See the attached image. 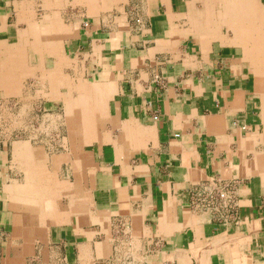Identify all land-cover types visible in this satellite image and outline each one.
I'll return each mask as SVG.
<instances>
[{
	"label": "crops",
	"instance_id": "1",
	"mask_svg": "<svg viewBox=\"0 0 264 264\" xmlns=\"http://www.w3.org/2000/svg\"><path fill=\"white\" fill-rule=\"evenodd\" d=\"M28 1L0 0V80L12 59L34 91L60 74L71 115L61 150L24 138L31 153L0 163V264H264V35L231 52L192 0ZM54 13L62 55L27 50ZM211 177L237 184L238 223L190 206Z\"/></svg>",
	"mask_w": 264,
	"mask_h": 264
},
{
	"label": "rangeland",
	"instance_id": "2",
	"mask_svg": "<svg viewBox=\"0 0 264 264\" xmlns=\"http://www.w3.org/2000/svg\"><path fill=\"white\" fill-rule=\"evenodd\" d=\"M192 1L194 3V7L197 10L196 14L198 20V14H199L198 10H201V1H196V0H192ZM262 1L264 2V0ZM204 3H206V0H204ZM209 7L207 6V4H205V8L202 7V9L204 10L203 12L204 19L202 23L198 22V25L199 28H201L200 30L201 31L203 30L202 32H204L205 27L208 26L207 28H208L209 40H210L213 34L214 27L212 25V21L209 20V16H210ZM217 12L218 13L220 12V8L218 7H217ZM119 16H120L119 20H121L122 23L125 19L124 12L120 11ZM32 17H34L33 13H32ZM47 17L48 16L45 14L44 18L40 20V22H37L38 26L40 25L39 26L40 30H42L43 24H46V22L44 21L47 20ZM60 18L63 21L62 17ZM225 19H226V13L223 11L220 14L221 21L219 24V32H217L218 38L216 40L217 41L221 40L222 42L220 41V43L222 45H230V46L234 45L238 47L237 49L230 48L231 52L239 53L241 51L239 49V46L243 48L244 53H246V51H251L250 47L252 46L250 43H248L247 45H243V43H240L238 40L239 36L242 35V32L244 33L245 28L243 23L239 22L236 19L230 21L233 24L232 25L230 22L227 23ZM128 20L130 21L131 27H132V22L135 21L136 23H138L139 19L138 17H136V12L134 10L129 12ZM27 50L31 51L29 47L27 48ZM17 70L20 71V72H16L17 75L18 73H21L23 71L21 68H17ZM14 75L16 78V83H15L16 87L14 85L13 86L16 89L18 88V91H13L11 92V94L9 92L5 93L4 91L5 89L0 91V155H4V158L3 160H0V163L1 162L5 163L7 157L6 164L11 163L13 144L15 142H20L21 139L24 138L27 139L29 138L31 143L42 144V145L45 144L46 147H48L49 149L55 148L56 151L61 150L63 148V140L61 139L62 137L61 135L63 134V130L65 128L64 123L62 122L64 118L63 117L64 107L62 105L63 100L56 98L57 95H54L55 97L51 96L54 93L53 91L54 85L51 83H53V79L55 77L50 76V79L52 80V81L50 80V83H48L47 81L49 80V77L46 74H44L46 77H44V75L39 76L40 78L38 77L37 82L41 85V87L42 84H44L43 87H46V89L50 88L49 92H47L41 90L34 91L32 86L33 77L31 75L26 74V72H25V76H20L18 77V79H17V75L16 74ZM56 79L58 82L59 81L58 77H56ZM48 84H50V86H48ZM35 85L38 86V84ZM59 95H62V93H59ZM54 99L60 102H58L57 104L56 102L53 103L52 101ZM51 116L52 118H50ZM57 190L60 189L56 188V191Z\"/></svg>",
	"mask_w": 264,
	"mask_h": 264
},
{
	"label": "bare ground",
	"instance_id": "3",
	"mask_svg": "<svg viewBox=\"0 0 264 264\" xmlns=\"http://www.w3.org/2000/svg\"><path fill=\"white\" fill-rule=\"evenodd\" d=\"M19 1V0H18ZM30 1V0H29ZM28 1V2H29ZM33 1V0H32ZM31 1V3H32ZM105 1V0H104ZM196 1H201V10H198L199 11V14H198V20L199 22L202 23L203 19H204V10L202 9L205 8V4H207V6L210 8L209 9V12H210V16H209V20L212 21V25H213V35L211 38H217V32H219V24H220V14L221 12H225L226 13V19L225 21L228 23L230 21H233V20H238L239 22H242L243 25H244V33L242 32V35H240L239 37L240 38H243V39H247V41H250L252 40L251 37L253 36H257L258 34L261 36L264 35V2L262 0H206V3H204V0H196ZM27 1H25L26 3ZM57 3V2H56ZM197 3V2H196ZM35 4V3H34ZM40 4V3H39ZM100 4V3H99ZM104 5V4H103ZM112 5V4H111ZM115 5V4H114ZM31 6V5H30ZM39 6V5H38ZM24 7V6H23ZM50 7V6H49ZM96 7V6H95ZM217 7L220 8V12L218 13L217 12ZM18 8V7H17ZM29 8V7H28ZM48 8V7H47ZM21 10H23L22 8H20ZM27 9V7H26ZM26 9L24 8V13H29V12H26ZM28 11V9H27ZM30 11V10H29ZM59 12V11H58ZM18 13V11H17ZM22 13V12H21ZM50 14V13H49ZM58 14V13H57ZM56 13L53 14V23L55 25V35L52 39H47V34H48V31H52V29L48 30L46 29V26L45 24H43V27H42V30H40L39 26H38V23L35 22H32L31 23V26L30 27L34 33H37L36 35L40 36L39 38L36 39V43L35 44H28V47L30 48V50H34L36 52H41L42 50L44 51H47L49 52L50 54L52 55H55L57 57H59L60 55H62L63 53V41L64 39L66 38V36H68L66 33H65V30H67L68 28L66 27V24L61 20L60 17H58ZM18 15V14H17ZM24 17H26L27 14H23ZM22 15V16H23ZM47 15V14H46ZM112 15V14H111ZM19 16V15H18ZM48 16V15H47ZM122 16V15H120ZM148 16V15H147ZM224 16V14H223ZM20 17V16H19ZM106 17V16H105ZM22 19V18H21ZM20 19V20H21ZM27 19V17H26ZM242 20V21H241ZM22 21V20H21ZM48 22V21H47ZM139 22V21H138ZM231 23V22H230ZM232 24V23H231ZM233 25V24H232ZM240 26V25H239ZM2 27V26H1ZM202 27V26H201ZM223 27V26H222ZM257 27H260V29L257 31L256 29H258ZM27 29V28H26ZM201 29V28H200ZM262 29V30H261ZM261 30V31H260ZM201 31V30H200ZM203 31V30H202ZM242 31V30H241ZM68 33V32H67ZM167 34V33H166ZM16 35V34H15ZM18 36V35H17ZM46 37V38H45ZM259 37V36H258ZM264 37V36H263ZM49 38V37H48ZM137 38V37H136ZM5 41V40H4ZM155 41V40H154ZM207 41V40H206ZM210 41V40H209ZM15 42V41H14ZM18 42V41H17ZM17 44V43H16ZM21 44H24V41H22L20 39L19 43H18V49H19V46H21ZM253 45V44H252ZM22 46H25V45H22ZM12 48V46H11ZM24 50V49H23ZM253 53V52H252ZM3 54V53H2ZM16 54V53H15ZM42 54V53H41ZM40 54V55H41ZM117 54V53H116ZM4 56V54H3ZM251 56V55H250ZM260 57V56H259ZM202 58V57H201ZM40 59V58H39ZM65 59V58H64ZM63 59V60H64ZM67 59V58H66ZM5 61V60H4ZM6 62V61H5ZM7 63V62H6ZM16 63H19V65H16ZM24 64V65H23ZM257 64V63H256ZM4 65V64H3ZM2 66V65H1ZM7 66V65H6ZM16 67V68H21L22 70H24V72H28V69H27V66L25 64L24 61H14L13 59L12 60H8V68H9V75L6 77V79H2L0 80V85H2L4 87V91L5 93L6 92H9L11 94V92L13 91H18V88H14V86L16 87V78H15V75H14V72H12L11 70ZM13 73V74H12ZM44 75V74H43ZM48 75V74H46ZM59 75L60 74H56V75H53L51 74L52 77H58L59 79ZM4 77V76H3ZM39 77V76H38ZM44 77H46L44 75ZM66 77V76H65ZM63 75L60 77V81H62L61 83H63L65 81V78ZM40 78V77H39ZM38 79V78H37ZM262 79V78H261ZM51 80V79H50ZM56 80V79H55ZM43 81V80H42ZM52 81V80H51ZM57 81V80H56ZM55 82V81H53ZM72 82V81H71ZM70 82V84H71ZM73 83V82H72ZM53 84V83H51ZM69 84V85H70ZM14 85V86H13ZM44 84H42L43 86ZM54 85V84H53ZM52 85V86H53ZM62 85V84H61ZM36 86V85H35ZM40 86V85H39ZM38 86V87H39ZM66 86V85H65ZM14 88V89H13ZM45 88V87H44ZM80 88V87H79ZM78 88V89H79ZM258 92V91H257ZM57 94V93H56ZM258 94V93H257ZM45 95V94H44ZM110 95V94H109ZM53 96V95H52ZM22 97V96H21ZM19 98V97H18ZM72 98V96H71ZM70 98V99H71ZM62 99V98H61ZM43 100V99H42ZM76 100V98H75ZM80 100V99H79ZM65 101V100H64ZM67 101V100H66ZM72 103V102H71ZM80 104V103H79ZM77 106V105H76ZM20 108V107H19ZM73 108V107H72ZM29 109V108H28ZM69 106L66 105L65 108H64V112H65V117L63 119H67L69 120V115H71L70 111H69ZM77 111V110H76ZM51 113V112H50ZM75 113V112H74ZM24 116V115H23ZM37 116V115H36ZM52 118V116L50 117ZM49 118V119H50ZM46 119V118H45ZM44 119V120H45ZM49 121V120H48ZM57 121V120H56ZM64 121V120H63ZM62 121V122H63ZM58 122V121H57ZM65 122V121H64ZM80 122V120H79ZM49 123V122H48ZM19 125V124H18ZM42 125V124H41ZM78 125L79 127V124H76V126ZM8 126V125H7ZM75 126V124H74ZM37 128V127H36ZM41 128V127H40ZM45 128V127H44ZM66 128V127H65ZM35 129V128H34ZM61 129V128H60ZM68 129V128H67ZM75 132V131H74ZM76 134V133H75ZM79 145V144H78ZM79 147V146H78ZM36 148V147H35ZM37 149V148H36ZM71 149V148H70ZM74 150V148H73ZM13 153L15 156L17 157H20L19 155H22V153H31V149L29 148L28 146V141H20V142H15L13 144ZM23 158V157H22ZM21 158V159H22ZM33 158V157H32ZM40 158V157H39ZM38 158V159H39ZM16 159V158H15ZM20 159V158H19ZM19 159H17V163L19 162ZM24 159V158H23ZM29 159V158H28ZM16 161V160H14ZM13 161V162H14ZM23 162V161H22ZM27 162V161H26ZM68 162V161H67ZM25 162L21 163V164H24ZM76 163V162H75ZM20 164V165H21ZM29 164V163H28ZM32 165V164H31ZM21 169V168H20ZM29 176V175H27ZM84 176V175H83ZM28 178V177H27ZM27 180V179H26ZM84 180V179H83ZM40 181V180H39ZM42 181V180H41ZM44 181V180H43ZM37 182V181H36ZM35 182V183H36ZM27 183V182H26ZM34 183V185H35ZM39 183V182H38ZM80 183V182H79ZM32 184V183H30ZM30 184H27V185H30ZM42 184V182H41ZM85 184V183H84ZM16 185V184H15ZM19 185V184H18ZM58 185V184H56ZM70 185V184H69ZM43 186V185H42ZM84 186V185H83ZM32 187V186H31ZM37 187V186H36ZM85 187V186H84ZM13 188V187H12ZM27 188V187H26ZM56 188V187H54ZM21 189V188H20ZM31 189V188H29ZM15 190V189H14ZM80 191V190H79ZM8 192V191H7ZM24 192V191H23ZM13 193V192H12ZM29 193V192H28ZM39 193V192H38ZM36 193V194H38ZM15 194V192H14ZM13 195V194H12ZM15 196V195H14ZM36 196V195H34ZM31 198V196H30ZM33 198V197H32ZM56 198V197H55ZM27 199V198H25ZM24 199V200H25ZM21 200V199H20ZM55 200V199H54ZM85 201V200H84ZM86 202V201H85ZM55 203V202H54ZM81 203V202H80ZM29 205V204H28ZM55 205V204H54ZM56 206V205H55ZM29 208V207H27ZM79 208V207H78ZM30 209V208H29ZM14 224V223H13ZM106 228V227H105Z\"/></svg>",
	"mask_w": 264,
	"mask_h": 264
},
{
	"label": "built area",
	"instance_id": "4",
	"mask_svg": "<svg viewBox=\"0 0 264 264\" xmlns=\"http://www.w3.org/2000/svg\"><path fill=\"white\" fill-rule=\"evenodd\" d=\"M235 181L211 177L188 190L190 206L213 214L217 221L231 225L240 220Z\"/></svg>",
	"mask_w": 264,
	"mask_h": 264
}]
</instances>
